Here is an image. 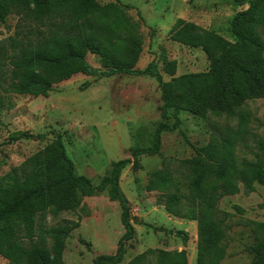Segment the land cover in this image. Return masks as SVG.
I'll list each match as a JSON object with an SVG mask.
<instances>
[{
    "label": "trees",
    "instance_id": "trees-1",
    "mask_svg": "<svg viewBox=\"0 0 264 264\" xmlns=\"http://www.w3.org/2000/svg\"><path fill=\"white\" fill-rule=\"evenodd\" d=\"M234 1L248 4L231 21L234 41L193 22L177 20L170 38L201 48L209 68L176 75L177 61L170 60L164 71L171 79L165 81L156 61L137 68L143 52L140 30L144 18L134 5L120 0L107 4L98 0H0V20L4 22L10 15L17 18L14 34L0 41V104L2 96L10 94L48 97L56 84L79 73L101 78L151 76L161 90L159 110L163 119L155 128L152 143L132 148V159L112 162L109 173L98 184L76 173L59 134L42 151L1 177L0 256L8 264H65L66 240L79 224L47 228V217L73 211L80 207L83 197L105 191L111 201L120 204L124 234L115 254L98 255L90 264L122 262L126 242L134 237L136 221L120 187L122 171L130 164L138 167L143 155H157L166 132L177 131L187 139L182 129L183 111L207 120L211 115H230L239 108L238 126L218 128L205 146L196 148V156L187 160L194 173L185 176L186 182L165 168L153 175L148 187L149 191L162 192L157 203L168 213L197 222V264H221L227 256V233L226 216L221 217L219 202L238 194L240 184L246 193H251L255 183H264V143L255 153V160L237 155L239 144L247 146L245 138L250 134V120L241 108L248 100L264 94V0ZM128 9H136L140 20L132 18ZM89 53L100 57V68L88 62ZM89 84L86 82L81 90ZM171 117L173 122L169 124ZM26 136L22 132L12 140ZM255 225L257 243L249 250L254 254L253 264H264V223ZM176 233L186 245L187 232ZM154 252L147 250L128 264H145L148 254ZM159 253L158 264H188L185 249Z\"/></svg>",
    "mask_w": 264,
    "mask_h": 264
},
{
    "label": "rangeland",
    "instance_id": "rangeland-1",
    "mask_svg": "<svg viewBox=\"0 0 264 264\" xmlns=\"http://www.w3.org/2000/svg\"><path fill=\"white\" fill-rule=\"evenodd\" d=\"M102 4L119 0H98ZM137 7L144 18L141 23L143 52L137 68H145L156 61L163 79L171 77L164 71L166 62L177 61L176 75L206 71L209 61L201 48L182 45L170 38L178 19L193 22L234 41L231 21L234 15L248 8L234 0H120ZM128 14L140 20L136 9ZM17 18L10 15L0 20V41L13 35ZM264 36V32H263ZM88 62L101 67L99 56L89 53ZM90 82L85 90L81 88ZM0 104V178L13 168L20 167L28 158L42 151L59 134L63 137L68 156L75 164L76 173L98 184L114 161L132 159L131 149L152 143L156 126L163 121L160 115L161 90L151 76L115 75L94 77L81 73L56 84L48 97L10 94L2 96ZM248 116L250 134L239 144V158L255 160L264 143V94L248 100L241 108ZM240 109V110H241ZM172 114V112H171ZM180 133L166 132L157 155H143L139 166L128 165L121 174L120 187L130 201L134 222V237L126 242L125 254L119 264H128L147 250H155L145 264H158L159 251L187 250L189 264H197V222L174 217L157 198L162 192L149 191L153 175L169 168L182 182L193 174L187 160L196 156V148L205 146L211 134L227 126L235 129L239 123V108L232 114L203 119L190 112L181 113ZM172 124L173 118L167 121ZM26 132L17 141L12 136ZM175 171V172H174ZM241 191L224 197L219 202L221 217L226 216L227 256L221 264H253L254 254L249 248L256 245L255 222L264 223V183H255V190ZM173 187L171 188V190ZM184 191H186L184 189ZM237 206L243 211H238ZM119 202L111 201L107 191L97 196L83 197L80 207L58 216L49 215L45 227L78 223L65 243V264H90L98 255L116 253L119 239L124 234ZM164 228L165 230H155ZM257 230H263L257 228ZM188 234L185 245L176 232ZM264 236V233L261 232ZM0 264L8 260L0 256Z\"/></svg>",
    "mask_w": 264,
    "mask_h": 264
},
{
    "label": "crops",
    "instance_id": "crops-1",
    "mask_svg": "<svg viewBox=\"0 0 264 264\" xmlns=\"http://www.w3.org/2000/svg\"><path fill=\"white\" fill-rule=\"evenodd\" d=\"M188 264H189V261H188Z\"/></svg>",
    "mask_w": 264,
    "mask_h": 264
}]
</instances>
